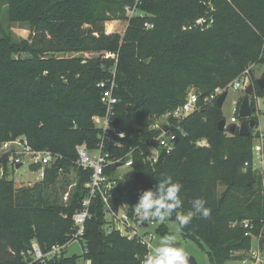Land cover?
Listing matches in <instances>:
<instances>
[{"label": "trees", "instance_id": "obj_1", "mask_svg": "<svg viewBox=\"0 0 264 264\" xmlns=\"http://www.w3.org/2000/svg\"><path fill=\"white\" fill-rule=\"evenodd\" d=\"M138 1L146 15L128 19L124 7L135 0H7L9 19L26 22L30 33L18 42L8 32L0 36V144L23 136L33 149L58 157L30 186L16 188L5 175L0 178V264H75L77 256L65 257L63 250L43 260L27 251L36 241L47 252L75 231L72 215L88 193L90 174L76 165L75 148L81 143L96 147L100 131L93 117L105 113L97 83L113 72L118 102L110 118L126 136L111 133L105 150L111 157L130 152L133 165L128 179L116 176L115 163L105 168L115 181L110 205L127 203L130 209L141 190L170 175L183 184V207L177 211L190 210L195 197H203L211 209L207 218L194 216L181 233L206 246L211 264H231L234 251L250 246L243 220L251 223L252 232L263 225L262 177L251 167L243 170L252 158L255 135L219 130L221 107L202 101L250 64L264 63V0ZM201 16H211L213 23L193 26ZM112 20L127 22L123 32H105ZM145 21L153 27L144 28ZM252 71L255 107L254 98L264 97V83L259 87ZM189 88L199 94L200 109L181 120L169 118L176 133L173 149L149 161L159 132L149 126L182 104ZM114 139L121 145L113 146ZM71 170L75 174L69 182ZM174 215L169 220L175 221ZM155 232L164 235L167 226L160 223ZM80 241L89 264H141L148 253L136 238L108 232L99 195L91 200Z\"/></svg>", "mask_w": 264, "mask_h": 264}, {"label": "built area", "instance_id": "obj_2", "mask_svg": "<svg viewBox=\"0 0 264 264\" xmlns=\"http://www.w3.org/2000/svg\"><path fill=\"white\" fill-rule=\"evenodd\" d=\"M139 1L135 0L133 5H126L124 7L125 14L128 19L132 17H144L145 12L141 11L138 7ZM213 23V18L210 16H201L194 20L193 26L201 29L209 27ZM127 24V22H126ZM143 27L146 29L152 28L153 23L145 21ZM191 27V26H189ZM185 28V27H183ZM250 64L246 67L238 76L231 80L225 87H216L213 92L203 98V103H216L217 97L227 92L228 88L240 89L245 84L250 83L251 75L250 69L253 67ZM101 90L100 101L104 104V116L93 117L95 126L99 129V141L94 149H89L85 143L76 145V160L75 163L83 170H89V180L86 183L88 189L87 195L81 201V208L72 215V221L74 223L75 231L71 234V238L64 244L53 245L47 252H43L36 241H32L31 248L27 251V254L34 260H43L45 258L57 257L61 254L64 247L74 241L80 240L85 232V223L89 217V206L91 200L99 195L103 202L105 219L108 221V232L117 231L121 236L127 239L136 238L139 243L145 246L148 253L151 250L153 236L149 232L144 234L139 233L138 228H142L140 223L137 222L135 213L130 215L129 205L127 203L119 204L116 208L110 205L111 191L115 186L114 180H109L105 174V168L112 163L121 164L131 167L133 160L130 152L125 156L127 157H111L110 153L105 150V140L109 139L110 134H114L118 138H124L126 136L124 131L118 130L111 122V116L114 113V106L118 102L117 97L114 94L116 87L114 72L111 77L102 80L97 83ZM200 97L194 88H189L184 102L177 106L174 110L168 111L157 118L150 126V129H158L159 132L154 136L155 144L149 148L147 159L151 162H155L161 151L166 153L173 149L174 140L176 139V133L172 130L169 118L181 120L191 114L194 111L200 109ZM256 110V109H255ZM239 104H235L231 108V115L229 117V125L226 120L224 129L229 128L231 124H236V128L239 125ZM160 119L163 122H160ZM254 140L256 144L252 145V158L251 160L243 163V170L251 167L257 171L262 177L263 193H264V152L262 148L264 140V132L258 131L254 134ZM113 146H120L118 139L111 140ZM94 151V153H92ZM4 156V157H3ZM8 156L7 164L20 165L22 157L29 156L32 163L40 165L41 177L43 176V168L50 165L58 157L57 154L52 153L47 149H33L23 136H18L14 139L7 140L0 144V178L3 177L5 168L1 159ZM118 168V167H117ZM67 198V193L64 195V199ZM108 215L109 218H106ZM155 221H149L152 224ZM146 226L148 222H146ZM246 229L245 235L251 239L250 246L242 251H234L237 254V262L235 264H264V222L259 231L252 232V225L248 220L241 222Z\"/></svg>", "mask_w": 264, "mask_h": 264}, {"label": "rangeland", "instance_id": "obj_3", "mask_svg": "<svg viewBox=\"0 0 264 264\" xmlns=\"http://www.w3.org/2000/svg\"><path fill=\"white\" fill-rule=\"evenodd\" d=\"M126 22L123 20H112V21H107L105 23V32L110 33V32H123L125 28ZM2 32H8L9 36L11 37L12 41L18 42L23 39L28 38L30 29L29 26L26 22H21V21H12L8 17L7 13V0H0V36L2 35ZM59 56H63V54H58ZM72 55V54H66L65 56ZM79 55H84V56H89L90 54H78ZM24 55H22L23 57ZM263 72H264V63H257L254 64L253 66V71H252V76L255 79H259L263 77ZM252 83V82H250ZM246 85L244 84L243 87L240 89H232L228 88L227 90V95L225 97V100L222 104L221 107V112L224 117V120H226L227 125H229V117L231 115V108L235 104H240L243 94H244V89ZM251 100V97H250ZM254 103H255V111L253 113V116L257 118L258 124L252 129V134H255L258 131H263L264 132V97L263 96H257L254 98ZM160 122H163L160 119ZM226 132H229V130L226 129ZM253 143L256 144V141L253 140ZM94 153V151L92 152ZM8 156H6V171L4 172V177L12 180L14 183V186L16 188L24 187V186H30L33 183L39 181L41 179V172L40 168L30 166L32 164V160L29 158V156H24L22 157L21 164L16 167V165H10L7 164L8 161ZM4 159V158H3ZM1 159L2 161H4ZM74 174L75 171H70L67 175V179L69 182H72L74 180ZM116 176L122 178V179H128L132 175V170L131 167L129 166H119L116 170ZM73 184V183H72ZM67 186V190L69 191L72 187L71 185ZM223 188L220 186L218 188L219 191H221ZM64 195L62 194V201L66 202V199H64ZM68 197V196H67ZM106 218H109L108 215H106ZM167 226V233H174L175 228H176V221H172L169 219H166L163 222ZM160 224V222H152L149 223L147 227H142L138 228L139 233L144 234L145 232H149L152 236V245H155L158 241V239L163 236L160 234H157L155 232L156 226ZM178 241L181 246L185 247L187 252L191 257H193L196 261L197 264H211L207 253H206V246L205 245H199L197 242L191 240V239H183L182 235H178ZM83 246L84 243L83 241L80 240H74L70 243H68L63 251H64V256L65 257H71L73 255L77 256L75 264H89L87 260L83 258ZM150 252V251H149ZM234 256L233 259H229V262L231 264H235L237 262V254H232Z\"/></svg>", "mask_w": 264, "mask_h": 264}, {"label": "clouds", "instance_id": "obj_4", "mask_svg": "<svg viewBox=\"0 0 264 264\" xmlns=\"http://www.w3.org/2000/svg\"><path fill=\"white\" fill-rule=\"evenodd\" d=\"M182 189L180 181L164 175L152 187L141 190L136 202L131 205V211L141 224L149 221L163 223L175 214V232L161 236L155 245H151L150 252L142 257L141 264H189L190 255L180 245L178 235L192 222L194 216L209 217L211 209L206 206L207 201L203 197H195L191 200L190 210L177 211L183 207Z\"/></svg>", "mask_w": 264, "mask_h": 264}, {"label": "water", "instance_id": "obj_5", "mask_svg": "<svg viewBox=\"0 0 264 264\" xmlns=\"http://www.w3.org/2000/svg\"><path fill=\"white\" fill-rule=\"evenodd\" d=\"M258 86L262 87L264 83V77L259 78L257 80ZM254 92V84L249 83L245 89H244V94L242 97V100L239 104V114L238 118L240 120L239 125H238V133L242 136H249L251 135V130L257 125V120L254 118L253 113L255 111V107L251 106V100L250 97L253 95ZM226 97V92L221 93L217 99H216V105L218 107H222V104L225 100ZM225 125L224 120H220L218 122V129L223 130ZM236 124H231L229 126V131L233 132L236 129ZM17 165L16 167H18ZM117 167L121 166V164H116ZM147 223H140L141 227H145ZM68 264V263H65ZM189 264H197L195 259L193 257H189Z\"/></svg>", "mask_w": 264, "mask_h": 264}]
</instances>
